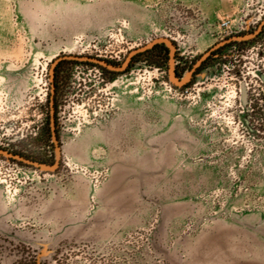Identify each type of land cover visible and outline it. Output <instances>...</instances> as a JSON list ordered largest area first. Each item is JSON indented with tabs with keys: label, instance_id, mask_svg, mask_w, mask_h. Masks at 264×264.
I'll use <instances>...</instances> for the list:
<instances>
[{
	"label": "rangeland",
	"instance_id": "1",
	"mask_svg": "<svg viewBox=\"0 0 264 264\" xmlns=\"http://www.w3.org/2000/svg\"><path fill=\"white\" fill-rule=\"evenodd\" d=\"M263 24L264 0H0L4 139L44 121L47 162L0 156V264H264Z\"/></svg>",
	"mask_w": 264,
	"mask_h": 264
},
{
	"label": "flooded vegetation",
	"instance_id": "2",
	"mask_svg": "<svg viewBox=\"0 0 264 264\" xmlns=\"http://www.w3.org/2000/svg\"><path fill=\"white\" fill-rule=\"evenodd\" d=\"M262 33H264V24L260 27V30L255 36L258 37ZM231 42L233 41H230L226 44H229ZM19 125H21V123L19 124L14 123L12 124V127H11V124L10 125L5 124L2 126L0 125V137H1L0 138V141H1L0 142V156L6 157L11 161H16L19 163H23L25 165H29L31 167L35 166L33 164H37V165L47 164L46 157H45V147H44L45 131H46L44 121L42 122V124H39L36 128L32 129L33 138L29 137L32 133L26 131L27 132L26 135L24 136L22 133L20 138L15 137V138L4 139V136L6 135L5 133L7 132V128L9 127L11 128V131H14L16 129V131L13 132V135L17 136L16 134H18L19 131L21 130L19 128ZM35 130L37 131L36 133H35ZM3 142H6V144ZM29 142L32 143L31 149H29ZM3 153L7 155L5 156ZM22 160H25L26 163Z\"/></svg>",
	"mask_w": 264,
	"mask_h": 264
},
{
	"label": "trees",
	"instance_id": "3",
	"mask_svg": "<svg viewBox=\"0 0 264 264\" xmlns=\"http://www.w3.org/2000/svg\"><path fill=\"white\" fill-rule=\"evenodd\" d=\"M225 46L226 45L209 53V55L200 63V65L192 73L193 80L206 68V66H208L211 62L216 61L217 57L220 55L222 48ZM138 57L141 59L140 62H145L150 65H157L158 62H165L166 60H168V50L164 47L163 44L153 45L149 50L140 53ZM60 64L61 63H58L57 67L60 66ZM174 74L175 76L179 77V74L177 73L176 69L174 70ZM54 85L56 87V79L54 80Z\"/></svg>",
	"mask_w": 264,
	"mask_h": 264
},
{
	"label": "water",
	"instance_id": "4",
	"mask_svg": "<svg viewBox=\"0 0 264 264\" xmlns=\"http://www.w3.org/2000/svg\"><path fill=\"white\" fill-rule=\"evenodd\" d=\"M237 40H240V39H230V40H227V41H225V42H223V43H220V44H218L217 46H215L211 51L220 48L221 46H223L224 44H226V43H228V42H230V41H237ZM211 51H210V52H211ZM118 70L121 71L122 68H119ZM185 82H186V81H175L174 83H175V85H177V86H182V85H184ZM52 87H53V86H52ZM244 99H245V92H244V90H243V91H242V100H244ZM33 165H34V164H33ZM47 169L52 170L53 167H48Z\"/></svg>",
	"mask_w": 264,
	"mask_h": 264
}]
</instances>
